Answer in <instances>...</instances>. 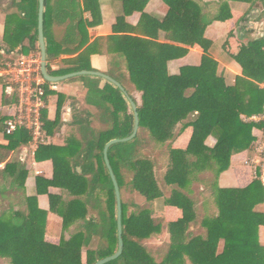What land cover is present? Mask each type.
Masks as SVG:
<instances>
[{
    "label": "trees",
    "instance_id": "1",
    "mask_svg": "<svg viewBox=\"0 0 264 264\" xmlns=\"http://www.w3.org/2000/svg\"><path fill=\"white\" fill-rule=\"evenodd\" d=\"M162 1L168 12L161 21L143 13L147 0L123 3L127 7L137 3L129 14L138 10L143 24L171 32L176 44L197 45L204 54L199 66L182 67L178 75H169L167 62L185 56L187 49L141 39L131 30L124 37L123 57L109 62L106 75L136 105L139 129L132 141L108 150L120 192L123 252L107 264H264L259 242L264 213L256 209L264 204L263 186L258 180L243 188L218 186L231 157L250 151L252 131L262 126L246 119L263 113L264 90L259 85L264 83V40L247 43L232 58L242 76L227 85L208 54L211 43L204 38L207 26L231 19L227 1L257 0H218L201 6L196 0ZM90 2L81 8L79 0H45L43 30L50 75L95 71L88 63L91 44L86 46L83 35V12L90 11L95 18ZM7 10L12 12L5 17L4 43L10 50L39 52L38 0H11ZM54 26L63 28L50 34ZM67 52L78 53L72 66L51 70L50 63ZM143 59L148 66H137ZM81 78L88 108L74 110L75 136L64 146L39 145L35 152L37 162L52 161L54 167L51 180L36 178V195H47L49 210L61 218L67 239L45 240L46 212L37 207L36 195L26 194L24 165L8 161L12 151L31 142L30 134L19 130L7 136L6 146L0 145V164L4 163L0 258L10 264H96L117 251L115 191L103 149L109 141L132 134L134 116L118 88ZM63 100L58 95L54 122L47 119L46 111L42 114L47 133L58 124ZM188 128L192 133L186 148L174 147ZM209 137L215 140L213 147L206 145ZM50 187L60 189L61 195L49 194ZM157 201L175 208L180 218L156 224Z\"/></svg>",
    "mask_w": 264,
    "mask_h": 264
},
{
    "label": "crops",
    "instance_id": "2",
    "mask_svg": "<svg viewBox=\"0 0 264 264\" xmlns=\"http://www.w3.org/2000/svg\"><path fill=\"white\" fill-rule=\"evenodd\" d=\"M11 0H0V145L6 146L8 144L7 136L4 134L3 127L4 122L9 119L13 112L16 102V96L13 86L8 83L6 78L1 73L2 65L15 58L17 55H39L37 51H29L24 53L21 47L14 50H10L3 41L5 17L12 11L7 10ZM89 0H79L81 8L84 6V2ZM141 3L143 0H136ZM218 0H211L217 2ZM226 1V0H222ZM201 6L204 0H196ZM207 2V3H209ZM52 3V1H51ZM231 10V19L225 22H213L206 27L204 31V38L211 43L208 54L217 62L218 72L222 73L227 85H233L236 77L242 76L241 67L232 59L239 51L247 45V43L261 38L263 33L260 34L255 30H243V26L239 23L244 13L250 8L251 4L227 1ZM95 11V18L92 17L90 11H85L82 14L83 17V35L86 46L90 45L92 53L88 58V63L95 72L106 74L109 68V62L111 59L123 57L124 50V37L126 32L133 31V36L140 37L141 39H149L166 46L182 47L187 49L185 56L169 60L166 68L169 75H178L182 67H197L201 64L203 50L195 45L193 47H187L180 44H176L171 39L173 38L171 32H164L158 29L155 25H145L141 19V13L138 10L129 14L131 9L137 8V3L130 7H127L123 3V0H91L88 3ZM238 9V10H236ZM168 7L162 0H147L143 13L151 18L161 21L167 14ZM118 22V23H117ZM257 25V31H264V17L255 22ZM92 24V25H90ZM241 25V26H240ZM62 27H52L50 34L54 30H60ZM116 30V31H115ZM152 37V38H151ZM148 40V41H149ZM264 40V39H263ZM38 46V44H37ZM62 49L69 50V47H62ZM72 49V48H71ZM71 49L69 51H71ZM60 48L56 47V52ZM146 50V49H145ZM142 50V52H145ZM157 52V49H151ZM78 56V53L67 52L62 53L58 58L50 63L51 70L57 71L59 69H67L72 66V61ZM148 60H138L137 66H148ZM84 77V76H83ZM99 81V86L104 85V80L86 76ZM260 88L264 87V83L259 85ZM45 90L50 91V94L46 96V115L50 122H54L57 111L58 95L64 97L63 105L60 111V117L58 118V124L51 128L49 133L43 129L42 142L37 144L31 142L28 145L20 146L15 151H12L8 157V161L21 162L24 165L26 171V179L24 188L27 196L36 195V178H44L51 180L54 174V167L52 161L37 162L35 160V152L39 145H56L64 146L66 142L75 136L74 128L72 127L73 115L75 109L88 108L84 99L86 96L85 81L81 77H74L58 83H48L45 85ZM247 121L249 119H246ZM262 126L253 129L252 134L255 140L262 135ZM192 130L186 129L179 135L174 142V147L185 149ZM215 140L209 137L206 140V145L213 147ZM252 149L250 151H244L240 154H236L231 157L229 169L223 172L218 179V186L220 188H243L249 185L254 179L252 176V167L250 166V160L252 158ZM4 167V163L0 164V169ZM80 172V169L77 170ZM48 193L53 195H61L60 189L50 187ZM37 207L46 212V224H45V240L50 243H58L62 232V220L57 215L53 214L49 210V200L47 195H36ZM257 211L264 213V204L259 205ZM162 215H167L172 220L180 218L181 214L175 208L164 207ZM157 213V210L155 209ZM167 212V213H166ZM156 215V214H154ZM153 215V220H154ZM158 215V213H157ZM158 218V216H156ZM168 221V222H169ZM166 222L162 223L165 224ZM158 224V223H156ZM160 224V223H159ZM66 235V234H64ZM167 239V235L163 236ZM66 235V239H67ZM162 240V238H160ZM160 243L159 241H154ZM259 242L264 247V226L259 228ZM0 264H10L8 260L0 258Z\"/></svg>",
    "mask_w": 264,
    "mask_h": 264
},
{
    "label": "built area",
    "instance_id": "3",
    "mask_svg": "<svg viewBox=\"0 0 264 264\" xmlns=\"http://www.w3.org/2000/svg\"><path fill=\"white\" fill-rule=\"evenodd\" d=\"M1 73L14 88L16 102L12 116L4 122V134L11 136L19 130H26L33 142L43 139L42 114L47 108L45 80L40 72L39 55H17L2 65ZM264 90V87L262 88ZM248 121L262 123V135L252 144V176L264 188V104L263 113Z\"/></svg>",
    "mask_w": 264,
    "mask_h": 264
},
{
    "label": "water",
    "instance_id": "4",
    "mask_svg": "<svg viewBox=\"0 0 264 264\" xmlns=\"http://www.w3.org/2000/svg\"><path fill=\"white\" fill-rule=\"evenodd\" d=\"M44 11H45V0H38V25H37V32H38V48H39V53H40V72L47 83H58L61 81H65L74 77H83V76H90V77H95L99 79H103L104 81L110 83L114 87L118 88L124 96L127 98V101L130 105V108L132 110L133 116H134V127H133V132L129 137L123 138V139H113L109 141L104 149H103V160L105 167L108 171L109 177L112 181L114 191H115V200H116V221H117V237H118V246H117V251L115 254L112 256L106 257L100 261H98L96 264H107L111 261L117 260L123 252V240H122V226H121V199H120V192H119V187L116 181V178L114 176L113 170L110 166L109 160H108V150L111 146L116 145V144H121V143H128L132 141L138 132L139 129V118H138V113H137V107L136 105L132 102V100L127 96L123 88L115 82L113 79L108 77L106 74L95 72V71H79V72H74L62 76H52L48 73L47 71V56H46V45H45V39H44V30H43V23H44ZM248 18V17H247ZM256 19L252 18L250 20H246L242 26H247L250 27L251 30H255L256 32H259L262 34L263 29L257 31V25H256ZM240 25V26H241ZM264 39V33L261 38H258L257 40H263ZM256 41V40H253ZM252 41V42H253Z\"/></svg>",
    "mask_w": 264,
    "mask_h": 264
},
{
    "label": "flooded vegetation",
    "instance_id": "5",
    "mask_svg": "<svg viewBox=\"0 0 264 264\" xmlns=\"http://www.w3.org/2000/svg\"><path fill=\"white\" fill-rule=\"evenodd\" d=\"M263 17H264V0H257L253 4H251L250 8L244 13L242 18L239 20L238 24H243L247 19L250 20L252 18H255L256 21H259ZM242 28L244 31L247 32V26L246 27L243 26ZM248 30L251 29L248 28Z\"/></svg>",
    "mask_w": 264,
    "mask_h": 264
},
{
    "label": "rangeland",
    "instance_id": "6",
    "mask_svg": "<svg viewBox=\"0 0 264 264\" xmlns=\"http://www.w3.org/2000/svg\"><path fill=\"white\" fill-rule=\"evenodd\" d=\"M209 1H211V0H204V2H209ZM237 2H239V1H237ZM210 3V2H209ZM240 3H242V2H240ZM236 10H238V9H236ZM260 10V9H259ZM229 169V168H228ZM164 208V206H163V204H162V201H157L156 203H155V209L157 210V213H158V215H157V213L155 212V214L156 215H154V222L155 223H164V222H168L169 220H171L169 217H171V216H169V215H167V217H165L164 215H162V213L164 212V211H162V209ZM167 213V212H166ZM164 214V213H163ZM156 216H158V218H156ZM61 238H64V239H66V235H62L61 236ZM164 238V237H163ZM221 248V247H220ZM84 253V252H83ZM84 256V255H83Z\"/></svg>",
    "mask_w": 264,
    "mask_h": 264
}]
</instances>
